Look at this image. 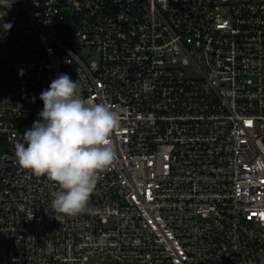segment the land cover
<instances>
[{"label": "built area", "instance_id": "obj_1", "mask_svg": "<svg viewBox=\"0 0 264 264\" xmlns=\"http://www.w3.org/2000/svg\"><path fill=\"white\" fill-rule=\"evenodd\" d=\"M61 73L120 123L90 211L58 221L14 145ZM262 214L264 0L0 5V264H264Z\"/></svg>", "mask_w": 264, "mask_h": 264}, {"label": "clouds", "instance_id": "obj_2", "mask_svg": "<svg viewBox=\"0 0 264 264\" xmlns=\"http://www.w3.org/2000/svg\"><path fill=\"white\" fill-rule=\"evenodd\" d=\"M7 6L8 0H0ZM10 30L11 23H5ZM40 119L14 145L17 164L57 186L51 208L60 221L90 211L99 174L117 158L111 139L120 118L107 104L85 99L78 80L59 74L40 94Z\"/></svg>", "mask_w": 264, "mask_h": 264}, {"label": "rangeland", "instance_id": "obj_3", "mask_svg": "<svg viewBox=\"0 0 264 264\" xmlns=\"http://www.w3.org/2000/svg\"><path fill=\"white\" fill-rule=\"evenodd\" d=\"M87 51H88V50H84V51H83V53H85V54H86V53H87ZM190 71H191L192 73H195V72H194V70H192V69H190ZM188 72H189V70H188Z\"/></svg>", "mask_w": 264, "mask_h": 264}, {"label": "snow or ice", "instance_id": "obj_4", "mask_svg": "<svg viewBox=\"0 0 264 264\" xmlns=\"http://www.w3.org/2000/svg\"><path fill=\"white\" fill-rule=\"evenodd\" d=\"M262 215H264V214H262Z\"/></svg>", "mask_w": 264, "mask_h": 264}]
</instances>
